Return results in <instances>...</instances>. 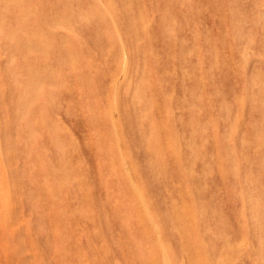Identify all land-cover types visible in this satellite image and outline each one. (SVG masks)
Segmentation results:
<instances>
[{"label":"rangeland","instance_id":"obj_1","mask_svg":"<svg viewBox=\"0 0 264 264\" xmlns=\"http://www.w3.org/2000/svg\"><path fill=\"white\" fill-rule=\"evenodd\" d=\"M0 264H264V0H0Z\"/></svg>","mask_w":264,"mask_h":264}]
</instances>
